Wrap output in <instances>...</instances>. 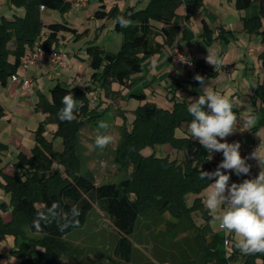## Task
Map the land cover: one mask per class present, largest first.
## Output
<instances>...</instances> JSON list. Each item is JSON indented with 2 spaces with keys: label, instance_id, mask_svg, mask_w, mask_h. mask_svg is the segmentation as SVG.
<instances>
[{
  "label": "trees",
  "instance_id": "16d2710c",
  "mask_svg": "<svg viewBox=\"0 0 264 264\" xmlns=\"http://www.w3.org/2000/svg\"><path fill=\"white\" fill-rule=\"evenodd\" d=\"M102 1L93 17L113 19L114 30L121 33L122 41L114 53L98 45L86 47L92 70L90 82L94 85L88 90L100 88L105 97L115 98L119 95L112 89L115 82L126 88L129 96L143 101L133 110L134 117L128 127L125 121L119 126L121 135L114 158L128 176L118 182L97 183L90 171L80 170L77 154L80 129L110 106L97 111L101 100L90 106L86 89L63 81H56L48 97L38 93L35 107L45 114V120L36 130L31 154L29 157L22 152L18 154L12 174L0 170V187L9 195V202H3L0 208L10 213L8 221L0 214V240L6 235L13 236L9 253L16 259L14 264H63L65 260L85 264L89 244L96 246L95 253H105L111 264H232L235 261L264 264V253L244 255L231 245L224 251L223 237L210 225L212 215L199 194L214 180H201L199 170L212 172L220 163L186 129L181 136L175 134L183 122L191 121L187 111L190 104L175 99L172 92L171 108H162L146 100L142 91L132 92L133 76L141 72L143 58L167 47L171 50L178 36L184 34L183 26L198 15L203 0H146L143 7H138L143 0H136L124 9L117 4L107 9ZM229 1L238 10L257 3V14L243 18V28L260 33L264 42V0ZM6 4L22 7L24 12L11 18L0 14L2 86L7 85L12 75H17L21 61L30 51L40 48L51 54L58 48L61 32L75 39L83 34L66 22L45 23L42 19L46 8L68 9V0H6ZM180 5L184 6L182 14L177 11ZM120 15L130 18L134 26L121 28L115 23ZM201 22L203 40L211 44L212 29L206 20ZM258 57L264 64V51ZM217 73L218 70L211 69L206 77ZM70 91L79 104L76 119L61 122L57 115L63 107L61 100ZM250 102L264 104V78L251 93ZM0 114H3L1 107ZM121 115L126 117L124 113ZM46 122L56 124L52 136L62 137L61 151L54 150L52 141L43 136ZM163 144L180 153V157L141 152L147 146ZM189 194L193 195L190 202ZM73 206L79 209L78 216L72 215ZM195 212L200 213V222L193 219ZM39 213L47 217L40 221L42 231L33 227ZM99 217H106L112 226L109 248L100 239L98 230L90 231L98 236L95 241L84 242L88 225H95L91 218ZM142 236L151 242L149 257L135 256L138 245H142ZM3 257L0 253V264Z\"/></svg>",
  "mask_w": 264,
  "mask_h": 264
},
{
  "label": "rangeland",
  "instance_id": "374dc122",
  "mask_svg": "<svg viewBox=\"0 0 264 264\" xmlns=\"http://www.w3.org/2000/svg\"><path fill=\"white\" fill-rule=\"evenodd\" d=\"M68 1L70 2V7L65 11L47 8L42 11V18L46 22H66L70 26L76 28L79 33L83 32L78 39L73 38V36L69 33L61 32L59 34L58 47L63 49L61 52H66L69 62L65 66H57L51 62L58 70L56 71L54 68L52 69H54V74L58 73L60 76L61 71L69 68L72 63L75 68L70 70L72 71L71 75L67 78L60 79V81L86 89L87 97L90 100V106L96 105L97 102L101 100L99 104L100 109L97 111H100L103 107L107 108L110 106L109 110L105 111L103 115L94 117L92 120L87 121L82 125L78 138L77 154L80 161L81 172L90 171L97 183L118 182L128 176V172L125 168H123L114 158L115 149L121 135L119 126L125 121L128 127V123L134 117L133 110L143 101H139L134 96H129L128 90L126 88L123 89L120 84L115 82L112 84V89L119 92V95L115 98L105 97L100 88H96V90H88L92 89L94 85L90 82L92 70L89 67L86 47L89 45H98L105 51L114 53L120 46L122 35L118 31L114 30L113 19L109 18L101 20L93 17V12L101 3L100 0ZM102 2L106 4L107 9L113 6L115 2H117L119 7L123 9L124 3L131 6L134 5L136 0H103ZM145 3L146 0H143L139 3L138 7H143ZM183 9L184 6L180 5L177 8V11H183ZM252 9L253 7H248L246 9L238 10L234 7L233 2L229 0H203V5L198 12L199 14L196 17L191 18V23L192 25H197L198 28H200L202 27V22H200L199 18L207 19L213 32L212 41L214 42L213 44L201 45V49L206 51V53L209 54L212 52H219L220 54H225L228 49H235V51L232 52V60L234 57L239 56L238 59L235 60L236 62L231 63L229 66L232 67V78L235 80L234 82L239 84L242 88L243 86H248L249 84L250 86L252 85L253 87L251 90L254 91L257 85V78H264V64H262L258 57V55L264 51V42H262L260 33H252L243 28V18H249L250 16H254V14H256L252 12ZM23 12L24 10L22 7H12L6 4V0H0V14H3L5 17L11 18L13 14L22 15ZM209 12L214 13V15L212 16ZM103 22L104 26H102ZM220 22L223 24L221 25ZM221 26L224 30H222ZM248 48H252L253 50V56L251 57L249 65L252 69H247V63L243 55L244 53L246 54ZM218 66H220V64ZM75 70L79 71V76L75 75ZM229 78L230 74L226 73V81ZM45 82L46 83H44V81H39L38 87L42 89V94H45L48 97L49 89L56 83V80L48 77ZM140 91L141 89L139 88L134 91L132 89V92ZM253 91L250 93H253ZM143 92L147 93L148 98L150 97V90L149 93L148 91ZM158 92L159 95L162 94L160 91ZM14 93L17 95V90L15 91L14 87L9 88L8 86L5 87L0 84V103L4 108V113L2 115L0 114V170L6 174H8L7 170H9L10 174L13 173V163L16 161L20 152L24 153L27 157L30 156L31 148L35 143L36 130L39 123L45 120V114H43V112L37 109L34 105V103L38 101L39 95L37 93L34 94L35 101L32 98H28L20 102V107L16 109H14V107L17 96L13 99V96L15 95ZM157 95L158 94L151 96L158 105L163 107L172 106V101L170 99ZM172 95L173 93L169 95V98ZM243 112L245 114L246 111L244 110ZM121 113H124L126 117L124 118ZM101 121L106 122L109 125L106 133L110 134L114 138L113 142L103 150L97 149L94 146L98 125ZM185 129L190 132L188 129V123L183 122L181 126L177 128L175 134L177 136H181L186 133V131H184ZM55 130L56 124L46 122L42 134L47 140L52 141L54 150L61 151L63 149L62 137H53L52 135H54ZM141 152L145 155L153 153L154 155L161 157L167 155L170 158H175V156L177 158L180 157V153H177L176 150L167 144L155 145L154 147L147 146L142 149ZM54 167L55 165H53V168ZM192 197L193 195L189 194L187 196V201L190 202ZM3 202L6 204L9 202V195L5 193L2 187H0V205ZM7 211L9 210L2 211L0 208L1 218L3 219L4 217V221L10 218V213ZM192 217L196 222H200L201 218L198 212L193 213ZM90 221L95 225H88L87 228L89 232H87L86 238L83 237L84 242L89 244L92 239L95 241V238L98 236L90 231L98 230L97 233H99L100 239L103 238L106 243L105 247L109 248L110 245L108 240L111 238L112 234V226L109 220L106 217H99L97 219L91 218ZM215 224L212 223L213 226H215ZM219 231H222V229ZM141 242L142 245H138V250L135 253V256H151V242H147V238H145V236H142ZM13 244L14 240L11 235H6L4 239L0 240V253H3L4 255L2 264H14L16 262V259L9 253ZM96 250L97 248L95 245H88V251L90 253L87 254V258L84 260L85 264H111V259L104 256L105 253H95ZM63 264L74 263L72 261L65 260L63 261ZM232 264H240V262L235 261Z\"/></svg>",
  "mask_w": 264,
  "mask_h": 264
},
{
  "label": "clouds",
  "instance_id": "9594fccd",
  "mask_svg": "<svg viewBox=\"0 0 264 264\" xmlns=\"http://www.w3.org/2000/svg\"><path fill=\"white\" fill-rule=\"evenodd\" d=\"M130 16L131 13H129ZM115 23L121 28L134 26V22L124 15L116 17ZM206 60L211 65L220 63L210 53ZM194 79L201 85L203 94H200L198 99L192 100L188 106L187 111L192 117L188 129L192 137L198 140L210 154L212 152L223 154V160L215 171L199 170L201 180L205 178L214 180L209 184L207 197L204 200L205 207L213 214L212 223L215 224L218 221V226L225 232L226 237L234 234L238 238L234 243L225 238L223 241L225 248L231 245L244 255L264 253V159L260 158L258 148L249 157H242L241 144L226 141L225 138L236 131L239 122L234 112L233 101L230 97L214 91L204 76L196 74ZM61 104L63 107L57 114L58 119L61 122L75 120L79 104L71 91L62 97ZM256 119L255 116H249L245 123L254 125ZM108 127L106 122L99 123L94 140V146L97 149L103 150L113 142L114 138L106 133ZM222 140L224 142H221ZM248 159L258 161L261 169L259 174L241 183L229 184L230 175L222 169L234 171L237 176L248 175L251 169V165L247 163ZM56 207L54 203L53 208ZM220 209L222 211L216 214ZM72 215H79V209L76 206L72 208ZM46 219L43 213H39L33 221V227L37 231H42L40 221Z\"/></svg>",
  "mask_w": 264,
  "mask_h": 264
},
{
  "label": "crops",
  "instance_id": "0c3cea01",
  "mask_svg": "<svg viewBox=\"0 0 264 264\" xmlns=\"http://www.w3.org/2000/svg\"><path fill=\"white\" fill-rule=\"evenodd\" d=\"M115 4L118 5L117 2H115ZM127 6L130 5L128 4L126 5L124 3V8H126ZM249 7H253L252 12L257 14L258 6L256 2H253ZM178 12L182 14L184 12V9L183 11H178ZM209 13L212 16L214 15V13L211 12ZM202 19L207 21L206 18H199L200 22L202 21ZM43 21L45 23H48L44 19ZM220 23L221 25L223 24L222 22ZM102 26H104V22L102 23ZM193 27L195 28V30ZM183 29H184V34H180L177 38V41H175V43L180 48H182L185 54L188 56V58L191 59V61L193 62V67L190 66L181 67L179 64L174 65V58L172 56L171 50H169V48L167 47L163 49L160 53L150 56H145L143 58V65L141 72L133 76V83H134L132 88L133 91L139 88L141 89V91L142 90L148 91L149 93L150 90L149 98L147 96V93L142 91L146 95V100L153 101L157 106L162 108L170 109L171 107H163L158 105L155 102V100L152 98V96L158 94L157 96H164L165 98L170 99L171 96L169 98V95L172 92H174L175 99H183L190 104L192 103V100L198 99L199 95L203 94L202 87L194 79V76L196 74H200L206 77L209 73V70L216 68L215 70H218V73L215 76L206 77V81L214 91L230 97V99L233 101L235 105L234 112H236L239 121L238 122L239 125H237L236 131L232 135L227 137L229 143L239 142L241 144V148H240L241 156L245 158L249 157L250 154L258 148V154L260 158L264 159V104H260L258 102H256V104L254 105L251 104L250 92L253 91L251 90L253 87L252 85L250 86L249 84L248 86H243L242 88L239 84H236L234 82L235 80H233L232 78V72H233L232 67L229 66L231 65V63L236 62L235 60L238 59L239 55L237 57H234L232 60V52L235 51V49L232 50L228 49L227 51L225 50L226 51L225 54H220L219 52L217 53L212 52L210 53V55L213 58L218 59L220 63L211 65L206 60V57L209 54L206 53V51H203V49H201L202 44H207V42L203 40V36H204L203 27L198 28L197 25L195 26L192 25L190 19V21H188L183 26ZM182 40H187V41H182ZM213 42L214 41H212L211 44H213ZM57 50L62 51L63 49L58 47ZM243 55L247 63L246 64L247 69H252V67L249 66L251 57L253 56L252 48H248L246 54L244 53ZM49 58H50V54L44 53L43 57H40L34 64L30 65L27 69L20 68V70L17 73L18 75L17 79L12 80L10 78L6 86H8L9 88L14 87L15 91L17 90V95L14 93L15 95L13 96V99H15V97L17 96V98L15 99L16 101H15L14 109L20 107L19 103L28 98H32L34 100L35 93L37 94L42 93V89L38 87L39 81H44V83H46L45 81L46 78L48 77L56 81H60V79L69 77V75H71L72 72L70 70H73L75 68L71 63L69 68L63 69L61 71V75L59 76L58 73L54 74L53 72L54 69L56 71L58 69H56L53 66ZM219 64L220 66H218ZM75 73L76 76H79L78 70H75ZM226 73L230 74V78L227 81L225 79ZM22 76H25L33 81L34 91L32 94H29L21 89L19 77ZM260 81L261 79L257 78L256 83ZM158 91H160L162 94L159 95ZM164 97H160V98H164ZM35 104L36 103H34V105ZM0 107L2 108L4 113V108L2 107L1 103H0ZM243 109L246 111L245 114L243 112L244 111ZM249 116H255L257 118L256 123L254 125H248L245 123V121L249 118ZM222 160H223V156L219 160V163ZM247 163L251 165L250 173L248 175L237 176L234 171H228L222 169V171H225L226 174L230 175L229 184L241 183L243 182V180L255 178L259 174L261 169L256 159H248ZM7 173L10 174L9 170H7ZM208 190H209V186L206 187L204 190H202L201 193L199 194L203 202L207 197ZM220 211H222V209L217 210V214H219ZM9 219H6V221H8ZM218 224L219 222H217L215 226H213L212 221L210 222L211 227L215 231H217L219 235L223 237V241H224V236L226 234L223 230L219 231L220 228ZM229 235L231 237L230 239L231 241L235 242V240L238 239L237 237H235L234 234H229ZM221 247L225 251L226 248L224 247V245H222Z\"/></svg>",
  "mask_w": 264,
  "mask_h": 264
},
{
  "label": "built area",
  "instance_id": "2783aa9c",
  "mask_svg": "<svg viewBox=\"0 0 264 264\" xmlns=\"http://www.w3.org/2000/svg\"><path fill=\"white\" fill-rule=\"evenodd\" d=\"M171 53L174 58V65L179 64L181 67H187V66L193 67V62L191 61V59L188 58V56L185 54L183 49L180 48L177 44L172 46ZM43 55H44V52L40 48L30 51L27 54V56L21 61L20 68L27 69L30 65L34 64L40 57H43ZM50 60L52 63H54L57 66H65L69 62V58L66 52H61L58 50H54L50 54ZM17 78H18V75L16 74L11 76L12 80H15ZM19 80H20L21 89L26 91L29 94H32L33 87H34L33 81L25 76L19 77ZM225 139L229 143L228 138L226 137ZM221 142H224V141L222 140ZM211 155L217 160H220L223 156L222 152H212ZM225 238L229 240L231 239L230 235L227 237L225 235L224 239Z\"/></svg>",
  "mask_w": 264,
  "mask_h": 264
}]
</instances>
